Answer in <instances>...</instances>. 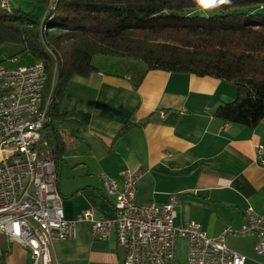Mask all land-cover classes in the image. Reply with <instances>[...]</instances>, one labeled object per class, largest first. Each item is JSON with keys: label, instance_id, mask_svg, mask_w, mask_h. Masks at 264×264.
<instances>
[{"label": "crops", "instance_id": "crops-1", "mask_svg": "<svg viewBox=\"0 0 264 264\" xmlns=\"http://www.w3.org/2000/svg\"><path fill=\"white\" fill-rule=\"evenodd\" d=\"M93 59L96 70L72 77L62 101L65 118L76 123H55L69 136L55 165L67 219L84 209L114 217V198L99 176L120 178L127 169L144 170L137 202H164L177 193L175 223L196 220L208 236L242 225L248 206L264 213V162L257 151L259 145L264 150V118L251 128L213 114L234 98L233 84L146 66L132 74L127 69L110 72ZM102 59L122 65L118 57ZM127 122L130 127L122 131ZM42 137L49 140L51 134L42 129ZM229 237L227 246L245 254V264H264V254L254 249L255 237L242 236L241 243ZM0 248L1 264H33L29 250L5 235ZM51 249L53 264H123L114 237L91 236L86 222L76 224L74 238L55 241Z\"/></svg>", "mask_w": 264, "mask_h": 264}, {"label": "trees", "instance_id": "trees-1", "mask_svg": "<svg viewBox=\"0 0 264 264\" xmlns=\"http://www.w3.org/2000/svg\"><path fill=\"white\" fill-rule=\"evenodd\" d=\"M38 1L44 11L48 0ZM8 5L0 6V43L19 44L28 53L26 64L44 65L49 110L43 129L51 137L43 139L55 165L69 137L55 123H76L62 107L67 84L96 70V54L141 60L147 70L221 79L234 85L235 97L214 115L251 128L264 118V0H227L211 8L197 0H51L42 34L39 15Z\"/></svg>", "mask_w": 264, "mask_h": 264}, {"label": "built area", "instance_id": "built-area-1", "mask_svg": "<svg viewBox=\"0 0 264 264\" xmlns=\"http://www.w3.org/2000/svg\"><path fill=\"white\" fill-rule=\"evenodd\" d=\"M45 81L40 61L0 64V236L28 249L33 264H53L52 243L74 238L78 222L88 223L93 237L113 236L123 264H179L178 237L186 238L187 264H245L247 257L227 246L228 236L254 235L255 250L264 254V213L248 206L244 224L208 236L195 220L175 223L177 193L164 202H137L141 169L123 170L120 178L100 174L102 188L114 198V217L84 209L67 219L51 149L42 137L49 110V98L43 100ZM257 151L264 162L261 145ZM2 257L0 248V264Z\"/></svg>", "mask_w": 264, "mask_h": 264}, {"label": "rangeland", "instance_id": "rangeland-1", "mask_svg": "<svg viewBox=\"0 0 264 264\" xmlns=\"http://www.w3.org/2000/svg\"><path fill=\"white\" fill-rule=\"evenodd\" d=\"M6 1L7 3L10 4V8L12 9H18L20 11H31L34 12L35 14L39 15L41 18L40 20V25L39 29L41 28V21L45 20V23L47 21L46 17L47 15L50 14L52 5H51V0L47 1V7L43 11V4L39 2L38 0H0V6L1 2ZM4 8H8V6H2ZM43 11V12H42ZM1 13H4V9H0ZM203 12V11H202ZM11 13H15V11H11ZM45 23L43 25V30L45 27ZM40 33L42 34L43 31ZM28 53L24 50H22V46L19 44L15 43H9V42H4L0 43V64L10 66V65H21V64H26V58H27ZM94 58V59H93ZM93 63H97L96 65L102 67L105 69V71H120V69L124 70L127 69L129 73H135L137 71L143 70V67L146 66L144 62L141 60L137 59H132V58H125V57H118V59L115 60H121V66L117 64H111L108 61L102 59H110L111 58H117V57H112L110 55H102V54H96L93 56ZM101 58V59H99ZM91 59V60H92ZM235 97V96H234ZM233 99V98H232ZM231 99V100H232ZM229 100V101H231ZM144 171V170H143ZM178 202V200H177ZM192 220V219H188ZM179 238V237H178ZM185 238V237H183ZM243 241L242 237L238 236H230L229 237V242H234V243H241ZM117 245V244H116ZM4 253V252H3ZM177 261L179 264H187V249H186V238H185V243L178 244L177 243Z\"/></svg>", "mask_w": 264, "mask_h": 264}, {"label": "clouds", "instance_id": "clouds-1", "mask_svg": "<svg viewBox=\"0 0 264 264\" xmlns=\"http://www.w3.org/2000/svg\"><path fill=\"white\" fill-rule=\"evenodd\" d=\"M197 2L205 8H211L217 4L226 3L227 0H197Z\"/></svg>", "mask_w": 264, "mask_h": 264}, {"label": "water", "instance_id": "water-1", "mask_svg": "<svg viewBox=\"0 0 264 264\" xmlns=\"http://www.w3.org/2000/svg\"><path fill=\"white\" fill-rule=\"evenodd\" d=\"M44 23H45V20H42V21H41V28H40V31H41V32L43 31V25H44Z\"/></svg>", "mask_w": 264, "mask_h": 264}]
</instances>
